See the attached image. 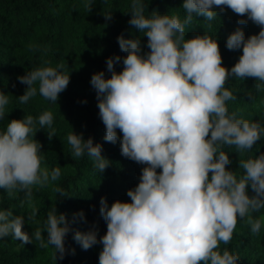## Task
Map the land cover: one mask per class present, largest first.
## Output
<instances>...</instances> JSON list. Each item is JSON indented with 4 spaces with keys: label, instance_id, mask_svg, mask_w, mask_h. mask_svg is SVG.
Segmentation results:
<instances>
[{
    "label": "clouds",
    "instance_id": "obj_1",
    "mask_svg": "<svg viewBox=\"0 0 264 264\" xmlns=\"http://www.w3.org/2000/svg\"><path fill=\"white\" fill-rule=\"evenodd\" d=\"M215 6H228L242 14L239 24L251 20L261 26L247 37L240 27L227 36L228 49H242L230 69L221 63L216 38L205 32L185 38V27L194 16L207 22L218 16ZM182 8L183 19L155 10L146 16L143 0H131L128 23L148 37L150 51L141 54L140 39L121 34L117 40L127 55L106 59L109 78L104 71L91 76L98 115L105 125L103 139L119 141L122 155L146 165L139 183L127 190L130 201L116 200L109 206L101 197L100 214L107 231L99 240L94 229L74 233L84 249L103 244L99 264H239L238 255L227 248L220 250L219 242L231 240L238 217L246 218L253 234L264 225V216L253 215L264 208V153L240 159L239 168L244 171L238 177L226 167L232 161L223 150V145H235L240 152L250 150L264 137V122L229 112L226 101L236 96L225 87L230 77H255V87L264 88V0H183ZM105 16L110 19L112 13ZM121 59L123 69L116 71L114 65ZM18 79L28 85L17 97L20 103H27L37 91L56 103L70 75L42 65ZM8 103L9 96L0 91V119ZM37 119L41 129L51 128L54 122L49 110ZM35 123L26 114L10 120L0 131V189L9 196L24 191L32 218L33 186L50 185L61 175L60 167L41 165L42 146L30 135ZM67 141L73 158L87 154L100 173L109 165L102 145L93 143L92 137L85 139L73 130ZM249 185L254 195L248 194ZM55 191L62 194L59 187ZM74 216L85 219L83 210ZM24 223L25 217L14 215L12 208H0V238L11 236L21 245L35 238L42 247L52 245L56 258H63L66 234L71 230L64 213L57 214L56 208L47 213L46 240L39 227L31 236L22 230Z\"/></svg>",
    "mask_w": 264,
    "mask_h": 264
},
{
    "label": "trees",
    "instance_id": "obj_2",
    "mask_svg": "<svg viewBox=\"0 0 264 264\" xmlns=\"http://www.w3.org/2000/svg\"><path fill=\"white\" fill-rule=\"evenodd\" d=\"M143 4L146 16H150L153 10L179 15L181 19L185 15L183 0H143ZM130 5L131 0H0V91L9 96L6 115L0 119V131L10 120L32 115L36 123L30 135L42 146L41 165L49 169L61 168L60 177L52 184L33 186L34 218L29 216L32 208L21 190L9 196L0 189V208H12L14 215H23L25 223L22 230L30 236L39 227L42 238L46 240L47 231L43 228L47 213L55 208L57 214L66 215L71 229L66 234L63 258H56L52 245L42 247L41 241L35 238L24 245L11 236L0 238V264H99L103 244L84 249L74 239V233L94 229L99 240L107 231L100 214L101 197L107 199L109 206L116 200L130 201L127 190L139 183L141 169L146 166L122 155L119 141L112 143L103 139L105 125L98 115V99L90 83L96 72L104 71L106 78L111 76L106 65L108 57L119 55L123 58L127 55L119 46V35L140 39L141 54L150 51L148 37L128 23L132 15ZM215 7L218 16L211 22L203 20L202 16H194L192 23L185 27V38L204 32L216 38L221 63L230 69L239 59L242 49H228L227 36L240 27L247 37L258 33L261 26L251 20L239 24L242 14L235 13L228 6ZM221 7L225 10L220 11ZM109 13H112L110 19L105 16ZM243 18H247L246 14ZM42 65L57 67L69 74V84L59 94L56 103L46 100L38 91L27 103H20L17 97L24 94L28 85L18 77ZM123 66L121 59L115 63L114 69L121 71ZM255 84V77H230L225 87L233 92L236 99L228 100L226 104L229 112H234L237 118L264 122V88L257 89ZM45 110L53 113L54 122L51 128L45 126L41 129L37 118ZM73 130L102 145V155L109 160L103 172L94 169L93 160L87 154L77 158L71 156L67 134ZM117 131L123 135L119 129ZM223 150L229 152L232 161L226 167L236 171L239 177L244 171L239 168V160L264 153V137L250 150L240 152L235 145H223ZM56 187L62 189V194L55 191ZM247 190L250 196L255 194L250 185ZM81 210L85 219L74 216ZM253 215L264 216V208ZM219 248H227L237 254L239 264H264V225L259 233L253 234L246 218L238 217L231 240L219 242Z\"/></svg>",
    "mask_w": 264,
    "mask_h": 264
}]
</instances>
